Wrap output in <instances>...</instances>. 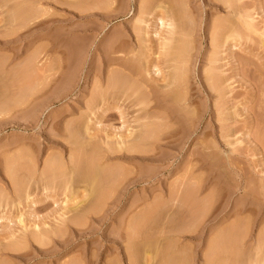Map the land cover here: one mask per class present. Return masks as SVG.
<instances>
[{"label": "rangeland", "instance_id": "obj_1", "mask_svg": "<svg viewBox=\"0 0 264 264\" xmlns=\"http://www.w3.org/2000/svg\"><path fill=\"white\" fill-rule=\"evenodd\" d=\"M4 1L0 0L1 39L10 30L2 21L15 6L21 7L20 17L32 14V19L28 16L27 28L11 37L6 34L9 41L4 35L7 41L0 45V250L10 243L21 248L15 256L0 251V264H131L133 258L140 260L139 264H205L209 243L219 242V230L221 238L228 234L237 248L231 250L235 255L229 250L224 254L226 259L219 256L224 262L216 264H257L258 260H253L256 246L262 245L260 255L264 253V0L234 3L243 15L253 18L256 32L239 30L241 38L236 39L239 42L234 39L237 45L231 44V49L228 44L219 49L210 45L209 32L226 16V12L214 9L211 0H181L185 2L181 9L195 20L191 24L190 15L174 14L177 25L173 29L177 32L172 33L156 22L157 10L139 12L141 5L152 0ZM160 1L172 4V0H156ZM137 16L147 23H137ZM187 25L193 26L195 34L186 63V99L181 102L185 110L179 106L175 113V105L169 109L170 105L159 103L155 94L149 99L140 77L105 64L106 56L129 59L134 53V58L140 57L138 67L157 64L160 75H153L161 79L152 82L154 86L148 82L160 89L163 77L180 72L181 61H173L172 54L180 44L181 29ZM31 53L36 59L27 64ZM212 57L213 61L209 60ZM24 63L33 68L27 75L21 74L27 70ZM208 68L221 77L222 102L217 94L206 91L204 73ZM18 69L23 70L19 77ZM114 72L120 83L110 88L105 84L106 76ZM11 73L17 78L14 81ZM142 96L147 100L140 104ZM102 98L123 103L124 119L111 110L112 117L97 123ZM141 110L150 113L147 119H136ZM148 122L159 132V148L147 146L149 154L157 153L155 159L110 158L97 162L98 168L94 166L100 149L96 139L88 140L84 126L91 132L113 134L138 130L140 124ZM227 140L234 143H224ZM88 192L92 195L87 196ZM125 239L127 243L131 240L128 248L133 255L129 260L130 255L123 250ZM214 249V254L210 250L211 260L219 254Z\"/></svg>", "mask_w": 264, "mask_h": 264}, {"label": "bare ground", "instance_id": "obj_2", "mask_svg": "<svg viewBox=\"0 0 264 264\" xmlns=\"http://www.w3.org/2000/svg\"><path fill=\"white\" fill-rule=\"evenodd\" d=\"M2 1V0H1ZM4 1V0H3ZM21 1V0H20ZM79 1V0H78ZM157 1H159V0H157ZM169 1V0H168ZM171 1V0H170ZM207 1V0H206ZM210 1V0H209ZM238 2V0H211V2H213V7H214V9H216V10H218V11H220V10H222V11H224V12H226V16H224V18H222L221 20H217V23L215 22L214 23V28H213V30L211 29V32H212V34H213V36L211 35V32H209L210 34V37H211V41H210V45H211V47H213V49L214 48H217V49H219V48H222L224 45H225V47H226V45L228 44V46L230 47V49H231V46L233 45V46H235V45H237V43L236 42H239V40H236V39H239V38H241L240 36L242 35V34H240L239 32V30H242V29H244L245 31H247V32H250V34H253V32H256V28H255V25H254V23H253V18L250 16V15H243L242 13H241V11L239 10V8H237L236 6H235V2ZM5 2V1H4ZM3 2V3H4ZM143 2V1H142ZM208 2V1H207ZM211 2H209V3H211ZM8 3V2H7ZM11 3V2H10ZM32 3H33V1H32ZM74 3V2H73ZM80 3V2H79ZM149 3V4H148ZM147 4L146 3H144L143 5H141L140 6V10H139V12L141 13V14H143V13H148V14H151V13H153V11H156L157 10V12L155 13V16H154V18H157L156 19V22H157V20L160 22V25L161 26H167L166 28H169V30H167V31H169L168 33H172V31L173 30H175V29H173L174 28V25L176 24V23H174V18H177V15H176V17H174L173 18V15L174 14H181V16H182V14H188L187 12L185 13V11H187V10H185V11H183V9H181V5H183V4H185V2L183 3V2H181V0H172L171 1V3L172 4H169L168 6H166V5H164V4H161V1H160V3H157L156 2V0L155 1H151V2H148ZM5 4V3H4ZM15 4V3H14ZM9 5V4H8ZM7 5V6H8ZM15 5H18L17 3L15 4ZM26 5V4H25ZM41 5V4H40ZM188 5V4H187ZM10 6V5H9ZM31 6V5H30ZM39 6V5H38ZM73 6V5H72ZM173 6H175L174 8H173ZM184 6V5H183ZM238 6V5H237ZM76 7V6H75ZM23 8V7H22ZM187 8V7H186ZM241 8V7H240ZM3 9V8H2ZM20 9H21V7H20ZM19 8H17L16 6L14 7V8H12L11 9V13L9 14L8 13V11L7 12H5V13H8L9 15L8 16H6V17H4L2 20V22H5L4 23V25H9L10 26V30H8V31H6V34L8 35V37L10 36V35H14V33L15 32H17L18 30H21L22 28H24L25 26H27L28 24H29V20H30V18H31V16L30 15H32V14H28L27 16H21L20 17V14H18V13H20L21 12V10H20ZM38 9H39V7H38ZM185 9V8H184ZM5 10V9H4ZM28 10V9H27ZM26 10V11H27ZM33 10V9H32ZM24 11V10H23ZM40 12V11H39ZM24 13H26V12H23V14ZM44 13V12H43ZM46 13V12H45ZM191 14V13H190ZM190 14H188V15H190ZM40 15V14H39ZM3 16V15H2ZM18 16V17H17ZM28 16H30V18L28 17ZM175 16V15H174ZM192 15H190V19L188 20V21H190L191 22V20L193 19L192 17H191ZM35 17H37V16H35ZM39 17V16H38ZM185 17V16H184ZM189 17V16H188ZM33 18H34V16H33ZM180 18H182V17H180ZM32 19V18H31ZM188 18L186 17V20H187ZM177 20V19H176ZM181 20V19H180ZM193 20H195V19H193ZM216 20V19H215ZM38 21V20H37ZM32 22V21H31ZM136 22L137 23H142V22H144V23H147V20H145V19H143V17H139V16H137V19H136ZM155 22V21H154ZM179 22V21H178ZM183 23V22H182ZM187 23H189V22H187ZM193 23V21L191 22V24ZM195 23V22H194ZM212 23V22H211ZM216 24V25H215ZM177 25V24H176ZM175 25V26H176ZM194 25H196V24H194ZM181 26V25H180ZM184 26V25H183ZM192 26V25H191ZM191 26H189L188 27V25L186 26V29H184V28H182L181 30H182V37L179 39L180 40V44L177 46V47H175L174 45H173V47H175V51H174V53L172 54V60L174 61V60H180V61H178V62H180L181 63V68H180V72L178 73V71H177V73L176 74H172L170 71V75L169 76H166L165 78L163 77L162 78V80L165 82L163 85H160V89H159V85H157V87L155 88V87H153L154 85V81H157L158 82V80H160L161 78V76L159 77V78H157V77H154V75L153 74H159V72H160V70L157 68V64H148V65H145V66H139L138 67V65H137V63L139 62V60L137 61V59L139 58L140 59V57H138V58H134L133 56H135L134 55V53H132V55H130V56H132V57H130L129 59H127L126 57H119V56H112V55H110V57H107L106 56V59H105V64H107V66L109 67L110 65H112V67H113V65L115 66V65H117L116 67H120V69H119V71H122V72H124L125 70L126 71H128V73L130 74V76L131 75H136V77H140V78H138V80L140 81V84L141 83H143L145 86H143V87H145V96H148L149 97V95L150 94H155V98L157 99V100H159L158 102L160 103V102H162V103H166V105L168 104V105H170L169 106V109H170V107L173 109V108H175V107H173L174 105L177 107V110H175V113H176V111L178 112V111H180V110H178V109H180V108H182L183 109V106H181V102H182V104H183V101L186 99V96H185V92H184V89L186 90V85L187 84H185V81H186V83H187V78H186V73H185V71L187 70L186 69V63L188 62V59L190 58V49H191V43L193 44V42H192V39H193V35L195 34H193V26L191 27ZM212 26H213V24H212ZM211 26V27H212ZM179 27V26H178ZM188 27V28H187ZM25 28H27V27H25ZM134 28V27H133ZM136 28V27H135ZM138 29H139V27H137ZM137 28H136V30H137ZM5 29H8V28H5ZM194 29H195V26H194ZM177 30V29H176ZM175 30V31H176ZM4 31V30H3ZM141 31V30H140ZM195 31H196V29H195ZM20 32V31H19ZM154 32V31H153ZM155 32H156V30H155ZM177 32V31H176ZM243 32V31H242ZM137 33H138V31H137ZM136 33V34H137ZM167 33V34H168ZM6 34H3V38L1 39V37H0V45L2 44V43H5L6 41H7V35ZM173 34H175V33H173ZM178 34H180L181 35V32L180 33H178ZM2 35V34H1ZM4 35H6V38L4 37ZM135 36H137V35H135ZM170 36V35H169ZM173 36V35H172ZM11 37V36H10ZM121 37V36H120ZM175 37V36H174ZM180 37V36H179ZM209 37V36H208ZM123 38V37H122ZM171 38V37H170ZM6 39V40H5ZM135 39V38H134ZM169 40V38H166V40ZM210 39V38H209ZM234 39H235V41H234ZM10 40V38L8 39V41ZM12 40V39H11ZM165 40V41H166ZM167 40V41H168ZM177 40V39H176ZM178 40V41H179ZM117 41H119V40H117ZM127 41V40H126ZM125 41V42H126ZM137 41V40H136ZM171 41V40H170ZM178 41H176V43L178 42ZM137 42H139V41H137ZM136 42V43H137ZM171 43V42H170ZM141 44H142V42H141ZM232 44V45H231ZM123 45V44H122ZM165 45H167V44H165ZM171 45V44H170ZM168 46H169V43H168ZM193 46V45H192ZM166 47V46H165ZM173 47H171L172 49H173ZM210 47V48H211ZM228 47V48H229ZM37 48V47H36ZM134 48V47H133ZM141 48V47H140ZM143 48V47H142ZM228 48H226V49H228ZM139 49V48H138ZM165 49H168L167 47L165 48ZM171 49V50H172ZM212 49V48H211ZM216 49V50H217ZM108 50V49H107ZM106 50V51H107ZM131 50V49H130ZM143 50V49H142ZM133 51V50H132ZM192 51V50H191ZM213 51V50H212ZM215 51V50H214ZM219 51V50H218ZM218 51H217V53H218ZM113 52V51H112ZM126 52V51H125ZM131 52V51H130ZM37 53V54H36ZM38 53L39 52H35L34 54H36V55H38ZM106 53V52H105ZM123 53V52H122ZM129 53V52H128ZM165 53V52H164ZM216 53V52H215ZM216 53V54H217ZM231 53H232V51H231ZM31 54H33V53H31ZM30 54V55H31ZM32 55V56H35V57H30V58H28V60L26 61L27 62V64H29V63H31V62H33L32 60L33 59H36V55ZM235 54V53H234ZM29 55V56H30ZM67 55V54H66ZM119 55V54H118ZM137 55V54H136ZM65 56V55H64ZM140 56V55H139ZM169 56V55H168ZM214 56V55H213ZM1 57V56H0ZM27 57V56H26ZM70 57V56H69ZM69 57H68V59H69ZM75 57V56H74ZM143 57V56H142ZM39 58V57H38ZM66 58V57H65ZM214 57H212L211 59H209V60H211V61H213L212 59H213ZM27 59V58H26ZM32 59V60H31ZM76 59V58H75ZM166 60H167V58H165ZM3 60V59H2ZM6 60H7V58H6ZM38 60V59H37ZM74 60V59H73ZM169 60V59H168ZM190 60V59H189ZM28 61H31V62H28ZM144 61V60H143ZM142 61V62H143ZM150 61V60H149ZM172 61V62H173ZM23 62H25V60L23 61ZM169 63V62H168ZM174 63V62H173ZM176 63V62H175ZM22 64V63H21ZM26 63H24V66H26L27 67V65H25ZM139 64V63H138ZM178 64V63H177ZM209 65H211L210 64V61H209V63H208ZM104 65V64H103ZM140 65V64H139ZM213 65V64H212ZM211 65V66H212ZM29 66V65H28ZM33 66V65H32ZM31 66V67H32ZM171 66V65H170ZM48 67V66H47ZM169 67V66H168ZM206 67H208V66H206ZM50 67H48V69H49ZM122 68V69H121ZM152 68V69H151ZM175 68L176 69H178L179 70V67H177V66H175ZM205 68V67H204ZM15 69V68H14ZM24 69H27V70H24L25 72L23 73H21L20 72V70L18 71V73L20 72L22 75L23 74H25V73H27L28 72V70H29V72H31L32 70L31 69H33V68H29V67H27V68H24ZM108 69V68H107ZM112 69V68H111ZM174 69V68H173ZM206 69V68H205ZM209 70L208 71H206V73H204L205 74V84L207 83V87L205 86V88H207L206 89V91L207 90H209L210 92H208L207 91V93L209 94V93H211V94H217L216 96H217V99H219V101H220V99H221V102H222V100H225L222 96H223V94L221 93V91H222V87H221V84H219L221 81L219 80L220 78H218L219 76H217L214 72H213V70H211L210 68H208ZM11 70V69H10ZM169 70V69H168ZM189 70V69H188ZM204 70V69H203ZM215 70V69H214ZM15 71V70H14ZM21 71H23V70H21ZM114 71V70H113ZM117 71V70H116ZM174 71V70H173ZM3 72V71H2ZM11 72V71H10ZM13 72V71H12ZM174 72H176V71H174ZM13 73H15V72H13ZM13 73H11V77H12V79H13V81H14V79L16 78H14L13 77ZM18 73H15V74H18ZM20 73L18 74V76L17 77H19V75H20ZM110 73V72H109ZM115 73H117V72H114V73H111L110 75H109V77L108 76H106L107 77V81L105 82V84L108 86V87H110V88H114L115 87V85L117 84V82L118 83H120L119 82V80L120 79H118L117 77L119 76L118 74H115ZM162 73V72H161ZM168 73V72H167ZM8 74V73H7ZM30 74V73H29ZM122 74V73H121ZM128 74V75H129ZM153 76H152V75ZM221 74V73H220ZM25 75H27V74H25ZM149 75V76H148ZM160 75V74H159ZM4 76H5V74H4ZM16 76V75H15ZM70 76V75H69ZM121 76V75H120ZM164 76V75H163ZM6 77V76H5ZM10 77V78H11ZM23 77V76H22ZM25 77V76H24ZM27 77H29V76H27ZM192 77V76H191ZM121 78V77H120ZM12 79L10 80V81H12ZM17 79V78H16ZM117 79H118V81H117ZM136 78H134V80H135ZM18 80H21V79H18ZM24 80V79H23ZM132 80V79H131ZM161 80V81H162ZM7 81H8V79H7ZM10 81H8V82H10ZM126 81V80H125ZM148 81H150V82H148ZM226 81V80H225ZM134 82V81H133ZM152 82H154L153 84H152ZM69 83V82H68ZM151 85H153V86H151ZM10 84V83H9ZM104 84V85H105ZM142 84V85H143ZM105 85V86H106ZM139 85V84H138ZM142 85H140V86H138V87H140V89H141V86ZM156 85V84H155ZM227 85V84H226ZM5 86H6V84H5ZM129 86V85H128ZM17 87V86H16ZM123 87V86H122ZM227 87V86H226ZM225 87V88H226ZM5 88V87H4ZM118 89H119V87H117ZM128 88V87H127ZM188 88V87H187ZM103 89V88H102ZM117 89V90H118ZM126 88H124V90H125ZM134 89V88H133ZM137 89V88H136ZM139 89V90H140ZM224 89V88H223ZM99 90V89H98ZM101 90V89H100ZM110 90V89H109ZM127 90V89H126ZM111 91V90H110ZM129 91V90H128ZM144 90L142 89V92H143ZM201 91V90H200ZM136 92V91H135ZM187 92V91H186ZM103 93V92H102ZM133 94V93H132ZM95 95V94H94ZM101 95V94H100ZM113 95V94H112ZM115 95V94H114ZM124 95V94H123ZM131 95V94H130ZM140 95V94H139ZM97 96V95H96ZM145 96H142L143 98H139L140 99V104H142V103H144V100H147V99H145ZM104 97H105V95H104ZM112 97V96H111ZM118 97H119V95H118ZM95 98V97H94ZM98 98V97H97ZM96 98V99H97ZM106 98H109V97H106ZM223 98V99H222ZM100 99H101V97H100ZM103 99H105V98H102V101L103 102H100L101 104V111H99L98 112V114H97V123L98 122H100V119L101 118H103V117H112V114L113 113H110V111L111 110H115V112H117L118 114H117V116H119V118L120 119H124L123 117H124V108H122L123 107V103L121 104L120 102H117V101H115V100H112V99H110V100H112V101H109V100H103ZM128 99V98H127ZM149 99H150V97H149ZM148 99V100H149ZM156 99H155V101H156ZM13 100V99H12ZM136 100V99H135ZM152 100V99H151ZM94 101V100H93ZM188 101V100H187ZM92 102V101H91ZM137 102H139V101H137ZM146 102V101H145ZM157 102V101H156ZM218 102V101H217ZM220 102V103H221ZM133 103V102H132ZM149 103V102H148ZM148 103H146V104H148ZM219 103V104H220ZM95 104V103H94ZM145 104V105H146ZM156 104V103H155ZM189 104V103H188ZM216 104V103H215ZM224 104V103H223ZM97 105H98V103H97ZM134 105V104H133ZM149 105V104H148ZM167 105V106H168ZM4 106H6V105H4ZM179 106H180V108H179ZM190 106V105H189ZM216 106L217 105H215V109H216ZM99 107V106H98ZM166 107V106H165ZM193 107V106H192ZM190 108V109H192L193 110V108ZM3 108V107H2ZM100 108V107H99ZM168 108V107H167ZM213 108H214V105H213ZM1 109V108H0ZM140 109V108H139ZM217 109H218V107H217ZM216 109V110H217ZM220 109V108H219ZM224 109V108H223ZM95 110V109H94ZM150 110V109H149ZM148 110V111H149ZM183 110H185V109H183ZM187 110V109H186ZM3 111H5V110H3ZM137 111V110H136ZM168 111V110H167ZM170 111V110H169ZM182 111V110H181ZM191 111V110H190ZM141 112H143L142 114H140L136 119H139L140 120V118H142V119H147L148 117H149V115H150V113L149 112H147V111H142L141 110ZM172 112V111H171ZM189 112V111H188ZM214 112V111H213ZM217 112H219L218 110H217ZM139 113V112H138ZM174 113V112H173ZM183 113V112H182ZM186 113H187V111H186ZM185 113V114H186ZM225 113V112H224ZM166 114V113H165ZM116 115V114H115ZM192 115H193V113H192ZM191 115V116H192ZM216 115V114H215ZM218 115H220V114H218ZM222 115V114H221ZM234 115V114H233ZM155 117H156V115H154ZM161 116V115H160ZM224 116V115H223ZM151 117V116H150ZM157 117H159V116H157ZM163 117V116H162ZM181 117V116H180ZM220 117V116H219ZM219 117H218V119H219ZM184 118H185V116H184ZM221 118V117H220ZM134 119V118H133ZM183 119V118H182ZM88 120V119H87ZM150 120V119H149ZM149 120H147V121H149ZM153 120V119H152ZM151 120V121H152ZM221 120V119H220ZM219 120V121H220ZM223 120H224V118H223ZM126 121V120H125ZM150 121V122H151ZM230 121V120H229ZM139 122V121H138ZM141 122V121H140ZM143 122V121H142ZM150 122H148V123H144V124H140L141 125V127H140V129L138 128V130H135L134 131V128H133V130H129V131H127V133L125 134V133H118V132H116V133H113V134H108V132L107 133H104V134H101V133H97V132H91V128L89 127V126H87L86 124V126H84L85 127V133H86V135H87V138H88V140H95V142L97 143V146L99 147V154H97L98 156H97V158L94 160V162L96 161V163H95V165L94 166H96L97 168H98V165H96L97 164V162L98 163H100L103 159H110V158H130V157H141V158H144V157H146V158H148V159H155L156 157H157V153L156 152H152V153H150L149 154V152H151L150 151V146L151 147H153L154 149H157V148H159V142H158V136H159V134H157V132H158V130L156 129V127L154 128L152 125H153V123H150ZM155 122V121H154ZM162 122V121H161ZM221 122H222V120H221ZM217 123V122H216ZM229 123V122H228ZM161 124V123H160ZM165 124V123H164ZM227 124V123H226ZM155 125H157V124H155ZM159 125V124H158ZM186 125V124H185ZM221 125V124H220ZM224 125H225V123H224ZM196 126V125H195ZM229 126V125H228ZM138 127V126H137ZM229 128H230V126H229ZM67 129V128H66ZM159 129V128H158ZM194 129V128H193ZM219 129H220V127H219ZM231 129V128H230ZM68 130H70V129H68ZM222 130V129H221ZM220 130V131H221ZM72 131H74L73 129H72ZM219 131V132H220ZM263 132H261L262 134L264 133V130H262ZM81 132V131H80ZM120 132V131H119ZM193 132V131H192ZM159 133V132H158ZM258 133V132H257ZM162 134V133H161ZM71 135V134H70ZM80 135V134H79ZM68 136V135H67ZM221 136V135H220ZM231 136V135H230ZM229 136V137H230ZM261 136V135H260ZM263 136H264V134H263ZM228 137V138H229ZM71 138H72V136H71ZM75 138V137H74ZM208 138V137H207ZM261 138H262V136H261ZM83 139V138H82ZM81 139V140H82ZM225 139H227V138H225ZM77 140V139H76ZM87 140V139H86ZM208 141V140H207ZM211 141V140H210ZM228 141V140H227ZM264 141V140H263ZM74 142V141H73ZM87 142V141H86ZM94 142V143H95ZM238 142V141H237ZM77 143V142H76ZM224 143H227L228 145H229V143L230 144H233L234 143V141H233V143L232 142H230V141H228V142H224ZM205 144V143H204ZM264 144V143H263ZM147 146H149V147H147ZM208 146H210V145H208ZM208 146H206V147H208ZM213 146V145H212ZM211 146V147H212ZM215 146V145H214ZM230 146H232V145H230ZM206 147L204 148V149H206ZM153 148H151V149H153ZM78 149V148H77ZM213 149V148H212ZM94 150V149H93ZM233 150V149H232ZM89 151H91V150H89ZM153 151V150H152ZM215 151V150H214ZM97 152V151H96ZM160 152V151H159ZM231 152H233V151H231ZM75 154V153H74ZM70 155V157H71V159H72V153H70L69 154ZM81 155V154H80ZM74 156V155H73ZM91 156V155H90ZM96 156V155H95ZM69 157V156H68ZM69 157V158H70ZM53 158V157H52ZM59 158V157H58ZM92 158H93V156H92ZM91 158V159H92ZM218 158V157H217ZM60 159V158H59ZM75 159V158H74ZM94 159V158H93ZM92 159V160H93ZM161 159V158H160ZM49 160V159H48ZM77 161V160H76ZM79 161V160H78ZM202 161V160H201ZM48 162V161H47ZM60 162V161H59ZM79 162H81V161H79ZM83 162V161H82ZM216 162V161H215ZM54 163V162H53ZM61 163V162H60ZM93 163V162H92ZM105 163V162H104ZM62 164V163H61ZM111 164H114L113 162L111 163ZM118 164V163H117ZM55 165H56V163H55ZM63 165V164H62ZM62 165H61V167H62ZM93 165H92V167H93ZM123 165V164H122ZM44 166H45V164H44ZM52 166H53V164H52ZM71 166V165H70ZM90 166V165H89ZM100 166V165H99ZM102 166V165H101ZM64 167V166H63ZM88 167V166H87ZM118 167V166H117ZM53 168V167H52ZM75 168V167H74ZM77 168V167H76ZM91 168V167H90ZM101 168V167H100ZM112 168V167H111ZM114 168V167H113ZM123 168V167H122ZM43 169V168H42ZM96 169V168H95ZM46 170V169H45ZM60 170V169H59ZM88 170V169H87ZM106 171H107V169H105ZM104 170V171H105ZM110 170V169H109ZM114 170H116L115 168H114ZM119 170H121V167H120V169ZM52 171V170H51ZM92 171V170H91ZM129 171V170H128ZM54 172V171H53ZM61 172V171H60ZM69 172V171H68ZM67 172V173H68ZM72 172V171H71ZM76 172V171H75ZM90 172V171H89ZM93 172V171H92ZM63 173V172H62ZM71 174V173H70ZM94 174V173H93ZM98 174H99V172H98ZM101 174H103V173H101ZM104 174H105V172H104ZM108 174V173H107ZM123 174V173H122ZM42 175H43V173H42ZM58 175V174H57ZM69 175V174H68ZM73 175V174H72ZM96 175V174H95ZM60 176V175H59ZM64 176V175H63ZM48 177V176H47ZM62 177V176H61ZM77 177V176H76ZM91 177V176H90ZM92 177H93V175H92ZM103 177H104V175H103ZM65 178V177H64ZM64 178H62V179H64ZM78 178V177H77ZM96 178V177H95ZM99 178V177H98ZM106 178V177H105ZM75 179V178H74ZM88 179H89V177H88ZM109 179V178H108ZM67 180V179H66ZM70 180V179H69ZM72 180V179H71ZM95 180V179H94ZM64 181V180H63ZM89 181V180H88ZM99 181V180H98ZM102 181V180H101ZM104 181V180H103ZM116 181V180H115ZM114 181V182H115ZM79 182V181H78ZM81 182V181H80ZM92 182V181H91ZM63 183V182H62ZM71 183H72V181H71ZM83 183V182H82ZM195 183V182H194ZM79 184V183H78ZM86 184V183H85ZM92 184V183H91ZM99 184V183H98ZM116 185V184H115ZM188 185V184H187ZM192 185V184H191ZM190 185V186H191ZM89 186V185H88ZM96 186H97V184H96ZM193 186V185H192ZM192 186H191V189H192ZM197 186V185H196ZM92 187H94V186H92ZM99 187H100V185H99ZM110 187V186H109ZM189 187V186H188ZM194 188H195V186H193ZM264 187V186H263ZM116 188V187H115ZM193 188V189H194ZM199 188V187H198ZM98 189V188H97ZM106 189V188H105ZM104 189V190H105ZM187 189V188H186ZM263 189V188H262ZM84 190H85V188H84ZM99 190V189H98ZM107 190V189H106ZM110 190V189H109ZM185 190V189H184ZM90 191H91V189H90ZM177 191V190H176ZM187 191V190H186ZM82 192V191H81ZM99 192V191H98ZM173 192V191H172ZM182 192V191H181ZM189 192V191H188ZM73 193V192H72ZM75 193V192H74ZM73 193V194H74ZM84 193V192H83ZM107 193V192H106ZM183 193V192H182ZM262 193V192H261ZM110 194V193H109ZM174 194V193H173ZM263 194V193H262ZM90 195H92V193L91 192H88L87 193V196H90ZM182 195V194H181ZM72 196H74V195H72ZM87 196H85V197H87ZM178 196H180V194L178 195ZM183 196H185V195H183ZM99 197H100V195H99ZM187 197H188V194H187ZM191 197V196H190ZM71 198V197H70ZM93 198V197H92ZM170 198H172V197H170ZM184 198V197H183ZM182 198V199H183ZM86 199V198H85ZM84 199V200H85ZM98 199H100V198H98ZM107 200V199H106ZM190 199H188V202L187 203H189L190 201H189ZM83 201V200H82ZM81 201V202H82ZM97 201V200H96ZM161 201V200H160ZM32 202H33V200H31L30 201V203L32 204ZM35 202V201H34ZM80 202V201H79ZM96 203V202H95ZM93 204V203H92ZM98 204V203H97ZM100 204V203H99ZM181 204V203H180ZM186 204V203H185ZM90 205V204H89ZM89 205H88V207H89ZM160 205V204H159ZM178 205V204H177ZM189 205V204H188ZM77 206V205H76ZM86 206V205H85ZM91 206V205H90ZM101 206V205H100ZM238 206V205H237ZM87 207V208H88ZM181 207V206H180ZM179 207V208H180ZM150 208V207H149ZM192 208V207H191ZM196 208V207H195ZM70 209V208H69ZM90 209V208H89ZM93 209V208H92ZM193 209V208H192ZM204 209V208H203ZM196 210V209H195ZM206 210V209H205ZM74 211V210H73ZM72 211V212H73ZM88 211H90V210H88ZM99 211V210H98ZM150 211V210H149ZM201 211V210H200ZM207 211V210H206ZM80 212V211H79ZM92 212V211H91ZM187 212V211H186ZM192 212V211H191ZM237 212V211H236ZM82 213V212H81ZM200 214V213H199ZM203 214H204V212H203ZM88 215V214H87ZM150 215V214H149ZM77 216V215H76ZM3 217V216H2ZM1 216H0V218H2ZM20 217H22L21 215H20ZM75 217V216H74ZM82 217V216H81ZM93 217V216H92ZM135 217V216H134ZM142 217H144V216H142ZM199 218V217H198ZM203 218V217H202ZM75 219V218H74ZM139 219V218H138ZM200 219V218H199ZM22 220V219H21ZM20 220V218H19V221H21ZM76 220V219H75ZM134 220V219H133ZM68 221V220H67ZM84 221V220H83ZM69 222V221H68ZM64 223V222H63ZM78 224V223H77ZM81 224H82V222H81ZM126 224V223H125ZM137 224H138V222H137ZM74 225V224H73ZM72 225V226H73ZM127 225V224H126ZM141 225H143V224H141ZM233 225V224H232ZM76 226V225H75ZM122 226V225H121ZM69 227V226H68ZM224 227V226H223ZM34 228H36V226L34 227ZM233 228V227H232ZM43 229H45V228H43ZM55 229V228H54ZM53 229V230H54ZM68 229V228H67ZM64 230V229H63ZM139 230H142V229H139ZM231 230V229H230ZM60 231V230H59ZM132 231H133V229H132ZM131 231V232H132ZM193 231V230H192ZM191 231V232H192ZM223 231H224V229H223ZM38 232V231H37ZM44 232V231H43ZM129 232V231H128ZM127 232V233H128ZM130 232V233H131ZM47 232H45V234H46ZM51 232H48V234H50ZM129 233V234H130ZM134 233V232H133ZM174 233V232H173ZM180 233H182V234H184V232H179V234ZM190 233V232H189ZM188 233V234H189ZM218 233V239L220 238L221 240H222V242H221V240L219 239V242H220V244H219V242H218V244L217 243H215V241H213V243H209V244H211L210 246H208V247H210V250L212 249V247H214L215 249H214V251L217 249V251L216 252H218L219 254H218V257L219 256H222V255H224L225 253H227V251H229L230 250V252H231V250L233 249V251H236V249H235V247L237 248V242H235L234 240H232V238H229L230 236H228V234H226L225 235V233H223L222 235H224V237H222L221 238V235L219 234V233H222L220 230H219V232H217ZM217 233H216V235H217ZM231 233V232H230ZM12 234V233H11ZM32 234H33V232H32ZM36 234V233H35ZM38 234V233H37ZM42 234V233H41ZM40 234V235H41ZM44 234V235H45ZM57 234V233H56ZM62 233H60V235H61ZM118 234V233H117ZM123 234V233H122ZM136 234V233H135ZM43 235V234H42ZM116 235V234H115ZM114 235V236H115ZM131 236H132V234H130ZM216 235H215V238H216ZM219 235H220V237H219ZM6 236V235H5ZM15 236V235H14ZM31 236V235H30ZM46 236H47V234H46ZM129 236V235H128ZM127 236V237H128ZM2 237V236H1ZM34 237H35V235H34ZM34 237H33V239H34ZM45 237V236H44ZM231 237H233V236H231ZM261 237V236H260ZM12 238V237H11ZM214 238V237H213ZM128 240L129 239H131L130 238V236L127 238ZM127 239H125L124 241L126 242V244L127 245H125L124 243V241L123 242H120V243H123L124 244V252L125 253H127L128 255H130V256H127V257H129L128 258V260L129 259H131L132 257H131V252H129L130 251V247L128 248V244H129V242L131 241H129L128 243H127ZM138 239V238H137ZM235 239V238H234ZM239 239V238H238ZM238 239H237V241H238ZM38 240V239H37ZM40 240V242L42 243V241H41V239H39ZM38 240V241H39ZM58 240V239H57ZM211 240V239H210ZM215 240V239H214ZM240 240V239H239ZM263 240V239H262ZM261 240V241H262ZM20 241V240H19ZM119 241V240H118ZM121 241V240H120ZM217 241V240H216ZM8 242H10V241H8ZM14 242H17V241H14ZM50 242V241H49ZM59 242V241H58ZM135 242V241H134ZM178 242V241H177ZM212 242V241H211ZM238 242H240V241H238ZM263 242V241H262ZM3 243V242H2ZM19 244H20V242H18ZM27 243V242H26ZM25 243V244H26ZM38 243V242H37ZM36 243V244H37ZM45 243V242H44ZM48 243V242H47ZM139 243V242H138ZM1 244V243H0ZM7 244V243H6ZM35 244V245H36ZM172 244V243H171ZM214 244H215V246H214ZM217 244V245H216ZM16 245V246H15ZM13 244V243H10V244H7V245H5V246H3L2 248H1V253L3 252L4 254H7L8 256H15V255H17V254H15V252L17 253V251H18V247L20 248V246H17V244ZM46 245V244H45ZM142 245V244H141ZM22 246V245H21ZM26 246H28V245H25V247ZM30 246V245H29ZM32 246V245H31ZM131 246V245H130ZM137 246V245H136ZM139 246V245H138ZM174 246V245H173ZM182 246V245H181ZM216 246H218V248L216 247ZM1 247V246H0ZM33 247V246H32ZM39 247V246H38ZM41 247V246H40ZM39 247V248H40ZM132 247H133V245H132ZM16 248H17V250H16ZM23 248V247H22ZM261 248H262V245L260 246H256V248H255V254H254V258H253V260H255L256 262H257V260H258V263L257 264H264V253L262 254V255H260V251H261ZM263 248H264V246H263ZM129 249V250H128ZM133 249V248H132ZM207 249H209V248H207ZM23 250V249H22ZM210 250H209V255L207 254V258H206V261L208 262H206L207 264H216V263H219V262H221V261H223L222 259H223V257L221 258V257H217V256H215V258H217V260L214 258V259H212L211 260V258L212 257H214V256H212L211 258H209V256H211V254L213 253V250H211V254H210ZM264 250V249H263ZM262 250V251H263ZM19 251H21V248H20V250ZM238 251V250H237ZM134 252V251H133ZM148 252V251H147ZM184 251H182V253H183ZM145 253V252H144ZM153 253V252H152ZM181 253V254H182ZM215 253V252H214ZM213 253V254H214ZM232 254H234L235 255V253H233V252H231ZM231 253H228V254H231ZM126 254V255H127ZM202 254H204V253H202ZM217 254V253H216ZM231 254V255H232ZM20 255V254H19ZM133 255V254H132ZM137 255V254H136ZM135 255V256H136ZM153 255V254H152ZM227 255V254H226ZM233 255V256H234ZM145 256H146V254H145ZM257 256V257H256ZM131 257V258H130ZM171 257V256H170ZM237 257V256H236ZM244 257H245V255H244ZM152 258V257H151ZM174 258V257H173ZM178 258V257H177ZM185 258V257H184ZM224 258H225V255H224ZM234 258H235V256H234ZM5 259V258H4ZM90 259V258H89ZM154 259V258H153ZM208 259V260H207ZM219 259H220V261H219ZM226 259V258H225ZM248 259V258H247ZM135 258H133V260L131 259V261L129 260V262H131V264H139L138 262L140 261V260H135ZM166 260V259H165ZM214 260H216V261H214ZM75 261V260H74ZM136 261H137V263H136ZM148 261V260H147ZM185 262L187 261V260H184ZM233 261V260H232ZM237 261V260H236ZM1 262V261H0ZM9 262V261H8ZM71 262V261H70ZM76 262V264H77V262L78 261H75ZM90 262H91V260H90ZM170 262V261H169ZM168 262V263H169ZM224 262V261H223ZM72 263V262H71ZM178 263H180V262H178ZM205 263V264H206ZM9 264V263H8ZM65 264V263H64ZM72 264H74V262L72 263ZM90 264V263H89ZM151 264V263H150ZM176 264V263H175ZM186 264V263H185ZM233 264V263H232ZM251 264V263H250Z\"/></svg>", "mask_w": 264, "mask_h": 264}]
</instances>
